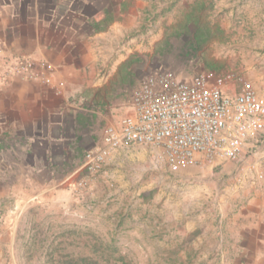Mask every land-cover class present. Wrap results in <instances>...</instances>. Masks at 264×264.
Wrapping results in <instances>:
<instances>
[{"label": "rangeland", "instance_id": "obj_1", "mask_svg": "<svg viewBox=\"0 0 264 264\" xmlns=\"http://www.w3.org/2000/svg\"><path fill=\"white\" fill-rule=\"evenodd\" d=\"M106 1L123 15L124 5L131 10L126 42L145 48L135 49L139 80L158 68L182 80L215 70L240 74L264 93V0ZM134 148L112 156L95 177L96 192L91 183L78 198L70 187L69 198L19 209L6 199L0 264L250 263L245 215L264 202V145L249 160L253 171L232 161L173 171L161 149Z\"/></svg>", "mask_w": 264, "mask_h": 264}, {"label": "crops", "instance_id": "obj_2", "mask_svg": "<svg viewBox=\"0 0 264 264\" xmlns=\"http://www.w3.org/2000/svg\"><path fill=\"white\" fill-rule=\"evenodd\" d=\"M124 7L123 15L103 0H0V208L6 199L19 209L69 198L70 186L59 189L85 153L132 114L128 92L141 77L135 51L145 48L126 42L132 13ZM19 59L51 65L42 73L52 84L4 79L7 64ZM92 185L96 192V178ZM252 209L242 244L248 264H264V202Z\"/></svg>", "mask_w": 264, "mask_h": 264}, {"label": "built area", "instance_id": "obj_3", "mask_svg": "<svg viewBox=\"0 0 264 264\" xmlns=\"http://www.w3.org/2000/svg\"><path fill=\"white\" fill-rule=\"evenodd\" d=\"M39 70H38V69ZM47 63L19 59L3 78L22 77L51 85ZM64 84L56 89L61 94ZM132 114L105 128L101 144L88 150L70 183L76 197L90 187L114 153L130 146L159 148L173 171L228 161L246 163L264 145V93L236 73L206 70L191 79L158 68L128 92ZM255 170L256 165H249ZM261 178V176H260Z\"/></svg>", "mask_w": 264, "mask_h": 264}, {"label": "trees", "instance_id": "obj_4", "mask_svg": "<svg viewBox=\"0 0 264 264\" xmlns=\"http://www.w3.org/2000/svg\"><path fill=\"white\" fill-rule=\"evenodd\" d=\"M83 261L88 262L89 260L83 259ZM93 264H100V262L98 260H96L95 262H93Z\"/></svg>", "mask_w": 264, "mask_h": 264}]
</instances>
